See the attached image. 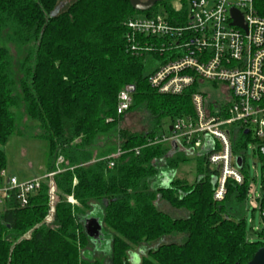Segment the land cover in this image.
<instances>
[{
  "label": "trees",
  "instance_id": "16d2710c",
  "mask_svg": "<svg viewBox=\"0 0 264 264\" xmlns=\"http://www.w3.org/2000/svg\"><path fill=\"white\" fill-rule=\"evenodd\" d=\"M171 1L143 13L160 10L175 22L186 15L188 0H179L180 11ZM138 12L129 0H0V170L6 169L2 147L22 133L21 122H31L47 142L45 173L64 160L26 206L10 198L0 211V264H246L264 246L246 236L243 166V183L227 179L215 200L210 147L196 154L188 182L176 176L189 160L184 150L148 144L168 134L175 118L193 115L196 86L179 95L149 86L148 74L164 57L128 49L125 24ZM137 39L150 46L163 41ZM126 86L134 88L132 104L117 115L116 97ZM133 111L146 115V130L121 125ZM233 137V153L244 157L250 134L240 129ZM163 174L171 179L167 187ZM97 210L109 243L92 256L82 219Z\"/></svg>",
  "mask_w": 264,
  "mask_h": 264
},
{
  "label": "built area",
  "instance_id": "2783aa9c",
  "mask_svg": "<svg viewBox=\"0 0 264 264\" xmlns=\"http://www.w3.org/2000/svg\"><path fill=\"white\" fill-rule=\"evenodd\" d=\"M181 7L180 3L175 9L180 11ZM231 9L241 15L244 26L232 23ZM125 26L128 49L155 50L164 57L147 76L151 88L160 94L179 95L196 86L191 95L193 115L175 118L168 134L148 144L169 142L184 151H200L209 139L211 152L207 160L218 172L213 198L220 200L227 179L237 184L244 181L235 162L238 156L233 153L235 131L248 132L257 142L256 154L264 158V0H188L186 15L175 22L160 15L134 16ZM143 35L163 37V41L156 46L141 44L137 37ZM133 90V86H126L118 92L117 115L130 108ZM211 93L218 97L209 101ZM120 153L117 150L108 157ZM242 153L241 167L246 155ZM63 162L58 157L53 171L30 179H18L1 169L0 211L10 198L20 207L26 206L28 196L40 188L43 180L63 170ZM248 201L258 207L264 223V162L260 191L252 192L248 182Z\"/></svg>",
  "mask_w": 264,
  "mask_h": 264
},
{
  "label": "rangeland",
  "instance_id": "374dc122",
  "mask_svg": "<svg viewBox=\"0 0 264 264\" xmlns=\"http://www.w3.org/2000/svg\"><path fill=\"white\" fill-rule=\"evenodd\" d=\"M68 2L71 0H67ZM179 0H172L171 4L174 8L179 6ZM158 9V8H157ZM157 9L155 11H157ZM159 15L167 17L163 12L158 10ZM135 16L145 17L143 12L135 13ZM218 96L216 93H211L209 101H212ZM146 115L141 111H133L126 114L121 125L133 132H141L146 130L147 125L145 122ZM24 121V120H23ZM168 121L164 125V129L168 127ZM21 134H15L9 137L6 144L2 149L6 157V170L10 175L17 177L18 179H30L33 177L41 176L45 173L46 165L48 162V147L45 139L38 135V129L34 128L31 122L20 123ZM166 131V130H165ZM167 132V131H166ZM169 133V132H167ZM257 142L252 139L246 144L244 151L245 162L243 164V171L247 173L248 182L251 186V191H260L261 174L263 169L264 158L259 157L256 154L254 148H256ZM180 149L183 148L179 147ZM187 160L185 163H180L177 169V177L186 179L188 182L194 178L195 168V156L198 150L192 149L191 151H185ZM172 213L171 210H168ZM100 214V212L94 211L92 214ZM173 214V213H172ZM175 215V214H173ZM246 225V236L251 242L261 241L264 242V236H260L264 223L261 220L260 211L258 207H254L253 204L248 201L244 207L243 213ZM105 232V231H104ZM166 237V236H165ZM162 239L168 240V237ZM108 241L103 238L102 240L95 242L90 247V254L92 256H99L106 252L108 248ZM136 251V250H134Z\"/></svg>",
  "mask_w": 264,
  "mask_h": 264
},
{
  "label": "water",
  "instance_id": "95a60500",
  "mask_svg": "<svg viewBox=\"0 0 264 264\" xmlns=\"http://www.w3.org/2000/svg\"><path fill=\"white\" fill-rule=\"evenodd\" d=\"M161 1H164V0H129L132 8L139 12L148 11L156 3L161 2ZM56 10L52 14H54ZM230 13L233 18V22H232L233 24L244 26L242 17L236 10L231 9ZM171 129H172V126L169 125L168 130L171 131ZM209 143H210V140L207 139L204 148L209 147ZM235 162L238 167H241L242 165L241 157L239 156L236 157ZM170 180L171 179L169 175L163 174L162 179L160 181L161 185L163 187H167L170 183ZM215 180H216L215 177H213L212 182L215 183ZM82 221H83L85 233L87 234V236L93 243L98 242L102 240L103 238H105L108 241V238L105 237V233L102 228L100 214L96 213V214L88 215L84 217ZM235 264H238V263H235ZM246 264H264V246L259 247Z\"/></svg>",
  "mask_w": 264,
  "mask_h": 264
}]
</instances>
